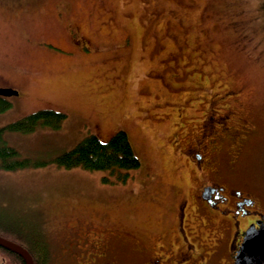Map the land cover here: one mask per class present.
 I'll list each match as a JSON object with an SVG mask.
<instances>
[{"label":"rangeland","instance_id":"rangeland-1","mask_svg":"<svg viewBox=\"0 0 264 264\" xmlns=\"http://www.w3.org/2000/svg\"><path fill=\"white\" fill-rule=\"evenodd\" d=\"M9 86L19 95L0 126L41 109L67 115L58 129L5 134L33 164L0 169V228L33 254L50 250L44 264H77L58 242L79 223L126 234L123 264L169 241L175 194L195 184L181 152L225 88L240 91L249 132L236 177L264 196V0H0V88ZM119 130L141 160L126 180L54 161Z\"/></svg>","mask_w":264,"mask_h":264},{"label":"flooded vegetation","instance_id":"flooded-vegetation-1","mask_svg":"<svg viewBox=\"0 0 264 264\" xmlns=\"http://www.w3.org/2000/svg\"><path fill=\"white\" fill-rule=\"evenodd\" d=\"M201 91L199 98H204L207 91ZM207 99L196 136L181 152L192 173L193 190L190 195L175 194L180 196L168 229L169 241L155 243L147 253L135 257V264H235L233 256L245 232L252 224L264 222V196L253 193L257 190L251 187L244 189V182L236 177L249 138L240 121L241 93L225 88ZM77 225L82 226L76 224L68 236L59 239L60 251L65 248L63 253L77 264H123L118 253L127 247L121 241L126 234L117 228H101L91 234ZM226 247L229 261L223 256ZM3 250L0 248V264H8Z\"/></svg>","mask_w":264,"mask_h":264},{"label":"trees","instance_id":"trees-1","mask_svg":"<svg viewBox=\"0 0 264 264\" xmlns=\"http://www.w3.org/2000/svg\"><path fill=\"white\" fill-rule=\"evenodd\" d=\"M11 106L12 104L7 98L0 96V113L7 111ZM66 118L67 115L61 111L41 109L6 126H0V169L16 170L33 164L30 159L22 158L20 152L8 144L5 139L6 132L26 134L38 128L58 129ZM54 161L60 167L69 169L82 167L87 170L109 171L118 180H126L131 171L141 167V160L136 154L128 134L123 130L116 132L107 141H102L97 135L90 134L71 150L56 156ZM104 180L111 181L109 177H105ZM0 235L6 236L1 228ZM3 251L6 252L4 256H6L8 264H25L23 258L16 253L5 249ZM29 252L37 264H44L43 260L47 257L45 251L37 254H33L30 250Z\"/></svg>","mask_w":264,"mask_h":264},{"label":"water","instance_id":"water-1","mask_svg":"<svg viewBox=\"0 0 264 264\" xmlns=\"http://www.w3.org/2000/svg\"><path fill=\"white\" fill-rule=\"evenodd\" d=\"M14 95H19V92L12 88H0V96L10 97ZM0 247L22 257L25 264H35L34 257L27 248L2 235H0ZM233 258L235 264H264L263 221H258L257 224H252L248 228L245 232L243 243Z\"/></svg>","mask_w":264,"mask_h":264}]
</instances>
